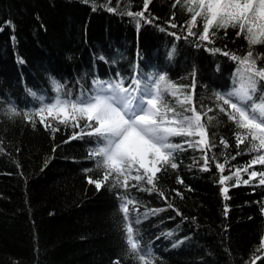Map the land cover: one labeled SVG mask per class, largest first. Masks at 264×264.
Returning <instances> with one entry per match:
<instances>
[{"label": "trees", "instance_id": "obj_1", "mask_svg": "<svg viewBox=\"0 0 264 264\" xmlns=\"http://www.w3.org/2000/svg\"><path fill=\"white\" fill-rule=\"evenodd\" d=\"M143 3L0 0V264H138L126 243L127 222L134 240L138 231L141 246L151 248L154 264H264V185L249 177L264 165L244 171L257 153H246L247 140L237 148L236 134L243 139L247 132L219 112L216 100L241 86L243 69L232 55L243 58L251 50L257 68L264 67V43L250 45L232 27H213L210 42L199 41L203 18L191 26L185 0L175 7V0H151L145 12L151 24L138 26L122 14L143 10ZM190 26L196 36H188ZM159 75L176 85L175 98L165 94L169 104L191 92L197 111L203 109L209 146L184 143L199 137H172L182 145L174 153L178 167H161L156 191L139 190L151 186L131 178L128 189L111 187L115 173L97 190L88 182L103 179L104 170L96 167L100 158L90 155L97 138L71 139L84 121L74 127L71 119L64 125L59 117H44L42 123L40 116L25 115L53 102L56 82L75 99L94 94L97 81L122 79L130 86V80L143 84ZM262 97L259 80L253 99L259 103ZM9 107L20 114L10 116ZM217 163L224 164L223 172ZM222 175L230 177L223 185ZM125 192L133 199L128 221L120 208Z\"/></svg>", "mask_w": 264, "mask_h": 264}, {"label": "snow or ice", "instance_id": "obj_2", "mask_svg": "<svg viewBox=\"0 0 264 264\" xmlns=\"http://www.w3.org/2000/svg\"><path fill=\"white\" fill-rule=\"evenodd\" d=\"M150 3L151 0H144L143 10L136 12L126 10L122 14L132 17L138 26L141 21L151 24L153 20L145 16ZM180 3L181 0H175L173 7ZM185 4L191 5L186 9L192 14L191 26L196 25L198 17L203 18L202 34L198 36L199 41L210 42V29L213 27H232L238 29L236 35L243 34L250 45L264 43V0H185ZM92 7L95 10L96 4L93 3ZM107 10L116 12L118 9L108 7ZM174 18L173 15V20ZM191 26L187 29L188 36H196ZM171 27L176 28L177 24L171 23ZM172 35L175 36L176 33ZM217 51L220 50L217 49ZM223 54L229 55L228 52ZM232 59L239 60L243 69L240 73L241 86L235 91L217 94L216 100L219 102V112L234 121L239 130L247 132L243 139L241 138L242 133L236 134L237 148L247 140L246 153H257L249 161V165L245 166L244 171H247L250 165H264V151H262L264 150V97L259 103L253 99L257 82L264 80V67L257 68L256 58L251 50L243 58L232 55ZM56 83L58 95L53 102L43 104L35 112L25 115L30 120L34 116H40L43 123V114L47 112L48 115L62 116L60 124L67 125L71 119L74 127H80L79 122L84 121L81 132H73L71 139H76L80 135L97 138L96 147L90 155L100 158L96 167L104 170L103 179H92L91 177L88 179V182L94 184L97 190L101 189L103 183L109 180V176L115 173V180L111 187L128 189L129 178H131L137 184L145 181L151 186V188H140L139 190L156 191L155 179L161 167L167 165H170L172 169L178 167L174 161V153L181 150L182 145L171 142L170 138L199 137L195 141L186 139L184 143L192 147L207 148L209 146L206 138V125L202 123L203 109L197 111L193 105L191 92L184 93V99L176 100V104H169L164 98L165 94L170 93L175 98L177 88L175 84L167 80L165 75H159L156 79L143 84L140 79H133L129 81L130 86H125L122 79L117 82L97 81L94 94L81 95L75 99L64 93L63 86ZM194 87L193 83L192 88ZM32 95L35 96V93ZM249 101H251L250 104ZM207 111L211 112L213 109L209 108ZM7 112L10 116L20 114L15 107H9ZM212 119L213 117L209 116L208 122L210 123ZM57 130L59 129L53 128V131ZM220 143L226 146V141L223 139ZM239 154L238 152L237 155ZM208 159L205 153L204 170H209ZM216 167L223 172L225 166L223 163H217ZM133 172L136 174L133 175ZM239 173L240 169L237 168L236 185L240 182ZM249 177H259V184L264 185V169L251 171ZM228 179H230L229 176L222 175L219 183L223 185ZM179 182L183 183L182 180ZM243 182L249 183L248 180ZM222 191L225 199H228L229 189L225 187ZM159 194L163 196V192ZM120 198L122 201L120 208L125 220L128 221V206L133 203V199L128 197L127 192ZM261 211L264 212V207ZM134 223L136 225L141 223L139 216H136ZM124 231L126 243L130 246L129 250L136 257L138 264H154V253L151 248L145 249L141 246L138 231L137 238L134 240L132 222L125 224ZM261 247H264V244Z\"/></svg>", "mask_w": 264, "mask_h": 264}, {"label": "rangeland", "instance_id": "obj_3", "mask_svg": "<svg viewBox=\"0 0 264 264\" xmlns=\"http://www.w3.org/2000/svg\"><path fill=\"white\" fill-rule=\"evenodd\" d=\"M43 116L44 117H48V116H55V117H59V118H62L63 119V117L62 116H56V115H48V113L47 112H45L44 114H43ZM206 138H207V134H206ZM171 139V138H170ZM172 142V141H171ZM159 167V166H158Z\"/></svg>", "mask_w": 264, "mask_h": 264}]
</instances>
